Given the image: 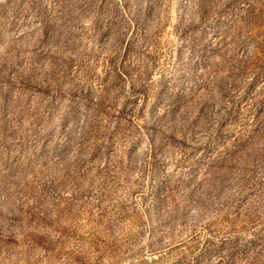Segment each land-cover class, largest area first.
Here are the masks:
<instances>
[{"label":"rangeland","instance_id":"374dc122","mask_svg":"<svg viewBox=\"0 0 264 264\" xmlns=\"http://www.w3.org/2000/svg\"><path fill=\"white\" fill-rule=\"evenodd\" d=\"M0 264H264V0H0Z\"/></svg>","mask_w":264,"mask_h":264}]
</instances>
